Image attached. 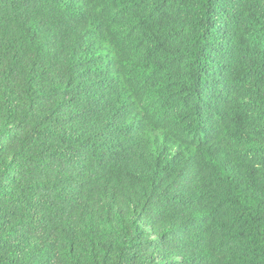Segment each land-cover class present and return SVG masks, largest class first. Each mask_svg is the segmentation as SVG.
Wrapping results in <instances>:
<instances>
[{"label": "trees", "instance_id": "trees-1", "mask_svg": "<svg viewBox=\"0 0 264 264\" xmlns=\"http://www.w3.org/2000/svg\"><path fill=\"white\" fill-rule=\"evenodd\" d=\"M0 264H264V0H0Z\"/></svg>", "mask_w": 264, "mask_h": 264}]
</instances>
